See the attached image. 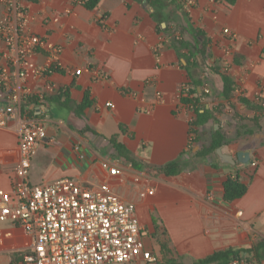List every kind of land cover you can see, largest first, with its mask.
<instances>
[{"label":"crops","instance_id":"crops-1","mask_svg":"<svg viewBox=\"0 0 264 264\" xmlns=\"http://www.w3.org/2000/svg\"><path fill=\"white\" fill-rule=\"evenodd\" d=\"M20 1L30 18L28 31L64 49L60 71L30 81L34 94L45 96L40 109L48 135L37 146L30 184L66 178L85 185L109 183L135 205L144 248L155 253L154 219L160 220L185 264L230 247L249 249L264 240V112L257 115L240 101L264 107V0H195L192 8L164 0L165 8L156 14L144 0H101L95 10L73 0ZM5 13L0 0V19ZM224 29L237 33V40L232 42ZM0 50L6 51L1 40ZM35 61L45 65L46 55ZM207 70L211 93L204 95L198 87V98L212 111L223 103V75L234 80L232 104L245 128H239L229 106L215 114L227 135L223 152L235 157L248 152L247 164L196 156L200 145L211 141L208 129L219 125L207 124L200 129V144H192L196 114L182 102V91L204 80ZM238 88L243 95L236 93ZM86 95L92 106L80 111ZM18 128L17 123L0 127V190L13 187L20 158ZM247 130L253 133L244 134ZM115 138L130 152V160L120 156L112 143ZM181 156L183 171L178 175L153 172ZM236 171L248 192L226 203L224 182ZM32 244L24 229L0 222V264H18Z\"/></svg>","mask_w":264,"mask_h":264},{"label":"built area","instance_id":"built-area-1","mask_svg":"<svg viewBox=\"0 0 264 264\" xmlns=\"http://www.w3.org/2000/svg\"><path fill=\"white\" fill-rule=\"evenodd\" d=\"M2 2L6 13L0 19V40L6 51L0 50V127L18 124L20 158L14 167L12 190H0V222L24 229L33 241L31 250L23 254L18 264H156L159 257L144 248L135 205L109 183L85 185L66 178L50 184H30L28 179L37 146L48 139L40 109L46 99L38 95L39 104L26 109L24 104L36 96L30 81L46 79L61 70L59 58L64 49L49 38L28 31L30 18L20 0ZM176 2L184 8L196 5L195 0ZM54 21L58 22L59 18ZM99 23H104V19ZM223 32L232 42L238 38L230 29ZM230 52L228 49L226 54ZM43 54L46 63L38 65L35 59ZM225 62L224 67L228 69L230 63ZM102 76L108 78L106 74ZM203 77L204 92L210 94L208 70ZM188 91L183 88V97H187ZM236 93L243 95L240 88ZM261 93L264 100V86ZM252 165L258 166V161ZM111 171L122 173L119 169ZM230 264L259 263L242 254Z\"/></svg>","mask_w":264,"mask_h":264},{"label":"trees","instance_id":"trees-1","mask_svg":"<svg viewBox=\"0 0 264 264\" xmlns=\"http://www.w3.org/2000/svg\"><path fill=\"white\" fill-rule=\"evenodd\" d=\"M84 6L88 10H95L98 8L101 0H81ZM148 1L151 6L155 8V14L158 10L164 9L166 2L164 0H144ZM230 4L235 3V0H225ZM156 18V16H154ZM159 29L163 31H167L168 29H162L159 25ZM183 32V29H181ZM179 45L187 46L184 41H179ZM204 50L201 51L204 54ZM224 79V90H223V103H221L218 107L212 111L211 109H207L202 105L198 96H201L198 92V87L202 88L204 84V80L195 81L193 84V88L190 87L188 89L187 97L182 99V102L188 106L190 109L194 111L196 114V119L191 123V134L193 135V139L191 141L192 144H200L202 135L200 129L205 127L207 124L214 123L218 124V129L213 128L211 133V141L209 144H201L200 149L196 153V156L199 158H215L219 161V157L217 155V149L224 148L227 144V135L222 130L220 123L216 117L215 113H223L226 106H229L235 111V119L238 120L239 128H245L242 124L244 121L243 117L236 112V107L233 106V94L235 83L232 77L228 74L223 75ZM206 95L205 92H203ZM47 100H50L49 98ZM242 104L247 105L253 110L257 115L262 114L264 112V107L259 105L258 103H251L249 100L245 98H240ZM33 104H39V98L37 96H32L24 104L25 109L30 107ZM92 106V101L90 100L89 95H86L85 102L78 107V110L82 111L85 108ZM234 119V120H235ZM253 122L257 129H260L259 116H255L253 118ZM242 124V125H241ZM253 131H245L244 134H252ZM242 132L239 130L238 136H241ZM112 143L114 144L116 150L119 152L120 156L129 159L131 157L130 152L120 143L117 142L116 138L112 139ZM183 171V161L182 156L178 159L158 168L153 169V172L158 174H163L168 177L176 176ZM248 184L244 183L241 180V176L239 171L235 173H229L226 181L224 182V201L226 203H233L236 200H239L245 196L248 192ZM163 223L160 220L154 219L155 233L152 237L158 242L160 245V255L161 260L156 264H185L184 258L178 255L172 247V243L168 238V233L166 229L162 227ZM245 254L248 258L253 262L256 261L259 264L264 263V240L257 242L249 249H239V248H226L219 251L214 252L213 254L207 256L204 259H200L197 261H193L191 264H230L233 259L236 257Z\"/></svg>","mask_w":264,"mask_h":264},{"label":"water","instance_id":"water-1","mask_svg":"<svg viewBox=\"0 0 264 264\" xmlns=\"http://www.w3.org/2000/svg\"><path fill=\"white\" fill-rule=\"evenodd\" d=\"M148 5V3H146ZM217 155L220 161L224 164L237 165L238 163L247 164L250 160V153L241 151L237 154V157L224 153L221 148L217 149Z\"/></svg>","mask_w":264,"mask_h":264},{"label":"rangeland","instance_id":"rangeland-1","mask_svg":"<svg viewBox=\"0 0 264 264\" xmlns=\"http://www.w3.org/2000/svg\"><path fill=\"white\" fill-rule=\"evenodd\" d=\"M211 132H212V130H211V128H209L208 129V134H210ZM144 236L147 237L146 234ZM152 243H153V246H154L155 254L160 257V246H159V244L156 241H152Z\"/></svg>","mask_w":264,"mask_h":264}]
</instances>
